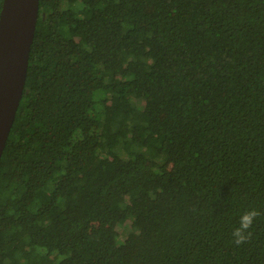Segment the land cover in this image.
Listing matches in <instances>:
<instances>
[{
    "label": "trees",
    "instance_id": "1",
    "mask_svg": "<svg viewBox=\"0 0 264 264\" xmlns=\"http://www.w3.org/2000/svg\"><path fill=\"white\" fill-rule=\"evenodd\" d=\"M0 264H264V0H40Z\"/></svg>",
    "mask_w": 264,
    "mask_h": 264
},
{
    "label": "water",
    "instance_id": "2",
    "mask_svg": "<svg viewBox=\"0 0 264 264\" xmlns=\"http://www.w3.org/2000/svg\"><path fill=\"white\" fill-rule=\"evenodd\" d=\"M40 0H3L0 12V162L23 98Z\"/></svg>",
    "mask_w": 264,
    "mask_h": 264
},
{
    "label": "clouds",
    "instance_id": "3",
    "mask_svg": "<svg viewBox=\"0 0 264 264\" xmlns=\"http://www.w3.org/2000/svg\"><path fill=\"white\" fill-rule=\"evenodd\" d=\"M258 214L259 213L255 209H252L245 211L244 214L240 216L239 227L233 232L235 243L240 244L247 239L246 233L252 226L253 220Z\"/></svg>",
    "mask_w": 264,
    "mask_h": 264
},
{
    "label": "rangeland",
    "instance_id": "4",
    "mask_svg": "<svg viewBox=\"0 0 264 264\" xmlns=\"http://www.w3.org/2000/svg\"><path fill=\"white\" fill-rule=\"evenodd\" d=\"M64 7H66V6L64 5ZM158 162H160V163L162 162V157L158 158ZM126 235H127V232H121L119 240L123 241L125 239Z\"/></svg>",
    "mask_w": 264,
    "mask_h": 264
}]
</instances>
